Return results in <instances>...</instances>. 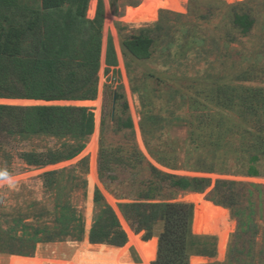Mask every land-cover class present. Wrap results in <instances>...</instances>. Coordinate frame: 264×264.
Masks as SVG:
<instances>
[{
	"label": "rangeland",
	"instance_id": "obj_1",
	"mask_svg": "<svg viewBox=\"0 0 264 264\" xmlns=\"http://www.w3.org/2000/svg\"><path fill=\"white\" fill-rule=\"evenodd\" d=\"M75 1L47 12L42 0H0V14L17 23L38 17L65 21L75 11ZM145 1L90 0L85 20L94 21L100 9L103 19L97 97L87 105H80L84 101H40L48 106L92 110L94 131L78 156L46 167L29 166L21 154L60 149L65 141L0 135L1 242L11 244L6 232L17 219L51 222L59 190L76 184L81 188L69 194L85 221L84 240L39 244L32 257L0 252V258L16 256L22 259L17 264H34L37 254L63 258L80 245L91 244L89 235L100 211L94 201L96 191L115 211L128 238L132 233L144 241L145 232H135L121 206L137 201L144 188L153 184L161 188L159 200L185 202L189 195L199 194L229 211L234 227L225 255H220L219 237L211 236L216 237V256L192 258L205 259L201 264H264V190L255 187L264 189V154L259 145L264 134V0L241 1L244 4L239 12L256 22L247 35L234 27L232 13L221 7L219 0L192 1L191 14L189 0H183L184 13L161 10L156 22L139 27L128 24L127 10ZM158 23L161 34L153 56L148 60L134 58L125 49L124 40ZM109 40L117 55L115 67L107 65ZM37 103L0 99V104L7 105ZM256 156L260 160L254 166L261 175L250 177L251 159ZM54 171L64 174L54 177L49 187L46 174ZM156 172L188 180L207 179L210 186L203 192H183L162 186ZM218 181L245 187L240 190L244 196L238 210L245 214L246 227L238 237L239 223L231 210L212 200ZM162 230L163 225H157L153 238L158 239ZM133 250L132 261L141 264L140 255ZM78 264L101 261L90 257Z\"/></svg>",
	"mask_w": 264,
	"mask_h": 264
},
{
	"label": "trees",
	"instance_id": "obj_2",
	"mask_svg": "<svg viewBox=\"0 0 264 264\" xmlns=\"http://www.w3.org/2000/svg\"><path fill=\"white\" fill-rule=\"evenodd\" d=\"M70 1L42 0V7L47 12L55 11ZM192 1L195 0H189L187 7L189 14L193 10ZM219 1L222 8L232 13V23L242 35L254 29L255 19L238 10L244 3L229 5L225 0ZM89 2L76 0L75 11L65 21L49 18L42 20L38 17L17 23L10 21L3 13L0 14V99L38 101L36 106L0 104V135L22 140L53 138L65 141L60 149L21 154V159L29 166L46 167L78 156L94 131V114L90 108L48 106L40 102L88 101L97 97L103 19L100 9L94 21L85 20ZM6 23L9 25L6 26ZM159 23L143 27L136 35L124 40L125 49L134 58L148 60L153 56L154 46L161 34ZM107 65H118L112 40L108 42ZM259 139L264 154V134ZM259 160L258 156L251 159L248 176L261 175L254 166ZM62 173L64 171L47 173L48 186L52 185L54 177ZM156 177L162 186L169 185L183 192H203L210 186L207 179L188 180L157 172ZM255 187L264 190L261 186ZM79 188L80 184H76L68 190H59V202L51 214V222L41 224L40 221H13L6 232L11 244L6 245L0 239V252L32 257L39 244L64 242L68 239L82 242L85 238V221L69 194ZM241 189L245 187L233 182L218 181L211 196L217 204L230 209L233 217L238 220L237 237L246 227L245 214L238 210L244 196ZM160 190L157 185L149 184L137 201L121 206L135 232H145L144 242L152 240L157 225H163L158 239L153 238L158 240V250L152 264H191L192 256L214 258L216 237L193 234L195 206L188 202L159 200ZM94 201L100 211L89 235L90 243L124 247L129 238L115 211L104 201L99 191H96Z\"/></svg>",
	"mask_w": 264,
	"mask_h": 264
},
{
	"label": "bare ground",
	"instance_id": "obj_3",
	"mask_svg": "<svg viewBox=\"0 0 264 264\" xmlns=\"http://www.w3.org/2000/svg\"><path fill=\"white\" fill-rule=\"evenodd\" d=\"M229 4L245 1V0H226ZM183 0H146L139 8H129L126 17L130 15V19L125 21L128 24L139 27L145 24H150L158 20V14L161 10H171L174 12H186L183 7ZM147 6H151L149 9ZM146 16L134 18L136 11L147 10ZM89 102V101H84ZM80 102V103H84ZM96 126H98V118L95 119ZM96 138V137H95ZM93 147L96 146V140L93 139ZM185 202L196 206L197 218L196 224L193 226V233L199 236H218L220 239V255L223 257L226 252V247L229 235L233 231L234 224L230 222V213L222 207H218L213 203L205 200V197L199 194H191ZM222 227V228H221ZM72 243V242H71ZM79 246V245H78ZM132 249L140 255L141 264H151L156 260L158 250V240L152 239L144 242L139 236L129 234L128 243L121 248H111L105 245H92L88 242L80 245L71 254H66L63 258L59 257H45L37 254L32 262L34 264H78L81 259H88L95 257L101 261V264H136L132 261ZM133 250V251H134ZM20 259L16 256L10 258H0V264H17ZM205 259L194 257L191 264H201Z\"/></svg>",
	"mask_w": 264,
	"mask_h": 264
},
{
	"label": "water",
	"instance_id": "obj_4",
	"mask_svg": "<svg viewBox=\"0 0 264 264\" xmlns=\"http://www.w3.org/2000/svg\"><path fill=\"white\" fill-rule=\"evenodd\" d=\"M165 1V0H163ZM149 6H147L148 8ZM139 8V7H137ZM135 8V9H137ZM152 7L150 6L149 9H151ZM149 9L147 10H141V11H137V13L134 15L135 17L134 18H140L142 16H146L147 12L149 11ZM29 101V100H27ZM196 218H197V209H196V206H195V209H194V222H193V226L196 224Z\"/></svg>",
	"mask_w": 264,
	"mask_h": 264
}]
</instances>
